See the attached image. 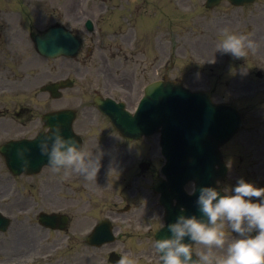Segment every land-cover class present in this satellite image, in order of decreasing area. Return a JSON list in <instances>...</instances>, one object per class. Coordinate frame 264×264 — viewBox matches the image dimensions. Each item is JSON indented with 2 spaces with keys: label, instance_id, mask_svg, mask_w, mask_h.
I'll use <instances>...</instances> for the list:
<instances>
[{
  "label": "rangeland",
  "instance_id": "rangeland-1",
  "mask_svg": "<svg viewBox=\"0 0 264 264\" xmlns=\"http://www.w3.org/2000/svg\"><path fill=\"white\" fill-rule=\"evenodd\" d=\"M175 1L180 3L183 14L179 15L175 11L171 10V12L164 18L166 19V22L172 20V27H170V38L172 41L170 44L171 47L174 45L175 49L177 46H182L184 51L182 54L180 53L179 56H174V70L170 72L171 76L173 75L182 78L184 84H186V86L190 89L209 92L214 98H216L217 101H230L241 111L244 117L243 132L236 138V144L233 142L231 145L226 147L223 152L225 156H229V159L232 155H229L228 152H232L235 156H239L241 160H246L249 158L247 152H245L243 148L239 147L242 144H245L250 137V135L247 136L244 133L249 132L251 128L254 129V131L258 132L260 143H262V137L264 134V88L259 86L264 82V58L259 55L255 57L235 58L230 53H223L221 51H216L215 55V46L222 36L223 26L216 28L213 19L216 18L217 14L224 17L226 13H229L231 20L228 24L230 26L233 25V28H236V31L252 32L254 36H256L258 34V25L255 22L253 23V19L258 18L260 12V4L258 2H260V0L256 2V4L246 8V10L235 9L224 11L226 8L222 6L219 9L210 10V12L207 13H205L202 8L204 6V0ZM175 6L176 4L174 3L172 7ZM199 14H202L201 17H199ZM198 17L201 19L197 21ZM248 19H251V22L248 26H246V28L242 26L243 24L237 25L238 21L241 23L242 21ZM214 20L216 21V19ZM162 29L163 28H160L159 31ZM177 33L178 35H175ZM143 37L142 40L134 43L135 51L138 54V57H136L134 61L126 60L122 63L116 60L112 61V59L102 60V76H97V73L100 70L99 59L91 58L84 59L82 61L81 58H76L72 63L74 65H71L72 70L70 74H63L64 72H58L57 74L60 76L62 74L67 75L74 81V88L69 91L70 97L68 100L57 102V104L56 102L43 103L42 112L48 109V106L50 105L65 106L66 104H71L74 107H79L82 105L80 103L82 100L83 102H88V100L91 102L94 92H99L101 88L102 92L105 90L109 95L121 96L123 93L122 97H125V95L128 96L131 101V103L128 104V107L129 109L132 108L136 98L142 94V87L151 81L161 78L163 74H165L164 65L171 53V50L168 53L165 51L164 54L166 58L164 59L161 48H155L152 51V44L144 41ZM197 39H200V42L197 45L191 43L193 40ZM156 44L158 45L157 42ZM199 46H202L204 50L198 52ZM193 47L196 48V51L193 50ZM12 51H14L13 47ZM145 51L147 52L145 53ZM260 59H262L263 62H261ZM43 61L44 62L41 65L43 68L46 65L47 67H51L52 65L59 66L63 63L67 64V61L64 60H56L53 62L52 60ZM106 67H109V69L107 70ZM131 67L133 69H131ZM111 69H113L112 75ZM121 70V77L125 75L126 70L134 71L132 78H129L130 81L132 80V83L128 85H121L123 90L119 87L120 84L117 83V80L120 77L118 73ZM255 70L261 71L263 74L262 79H257L254 76ZM190 74L196 75L197 80H190L188 78ZM128 75L131 74L128 73ZM54 76L50 75V73L46 75L45 70H43L41 71V76H39L38 82L40 83L45 82L46 80H52ZM249 81L252 83L251 89H238L237 85L235 86V89L231 88L237 83ZM88 115V119L90 120V127L88 129L89 133L87 135L88 147L91 148V143L95 142L94 138L98 135L99 131L105 132L102 134L103 137L106 136L107 133H110L115 138L112 137L109 139L108 143L111 145L107 144L106 154L109 155V151L111 150V148H109L110 146L113 145L115 147V145H122L123 149L121 153H119V157L120 159H127L125 157V149L127 148V146H125L126 144L122 143L115 133H112L113 131L110 130L107 123H105V120L98 115L93 108L88 111ZM80 129H82L81 126ZM153 140L150 138L149 140L142 141L138 144L129 145L128 147L132 152L131 162L128 164L124 162L115 172L102 176V217L106 213L110 214V205L116 204L121 200L124 203L131 204V207H134L139 213L149 212L152 214L154 212H159V208H157L154 203L156 198H154V195L151 193V185L150 181H148V176L145 175L143 178L139 177L137 183H134V181L131 180L132 175L138 172L137 163L141 160L149 159L153 162L152 165L154 168L157 169L159 167L161 160L156 146V141L154 140L153 143ZM2 141H4V139L0 137V143ZM102 141H104V139H102ZM152 148H154V153L149 154V151H153ZM103 150L104 149H102V151ZM118 163L120 162L118 161ZM245 172L246 167L245 164L242 163L241 167H234L232 174L239 178L241 176L243 177ZM226 184L231 186L236 183L233 179H230L226 182ZM226 186L224 183V187ZM129 187L130 190L128 189ZM99 189L100 187L98 181L94 185L91 184L85 190L84 196L87 202L81 206L80 213L75 214L74 211H71V214L75 218V220H73V225L75 227L69 230L70 235H77L100 218L101 208ZM13 192L14 193L12 195H14L16 199L15 202H19L21 201V194L26 191L24 187H16V189L13 188ZM4 194L6 193H0V208L6 214L12 211L9 214H14L15 217L13 225L10 226L9 231L0 233V264H13V262L19 263V261H24L26 259H24V256L33 257L35 256L33 254L41 256L42 251L36 244V237H46L47 232L39 229L30 231V228H27V226L25 227L26 230L23 226H18L17 228L16 224H18L17 222L19 220L25 225L26 220L34 221V216L29 213L28 216L25 217L24 215H19L17 211H13L15 210L14 206H11V204L4 199L6 196ZM50 199V190H46L44 207L49 206L46 202L49 203ZM88 204L92 208H90V211H85V207ZM28 205L30 206L32 204ZM23 206L25 207L26 205ZM157 223L158 218L152 227H157ZM117 224L119 223L117 222ZM7 243L11 244L10 250L4 247ZM25 246H29V250L26 253L21 254V248H25ZM146 246V242H143L138 246V249L136 251H132V253L134 254L136 252L140 257L141 252L146 249ZM31 247L33 249H31ZM81 248H84V246L82 245ZM30 251H33V254H31ZM62 251L63 250L59 252V256L63 255ZM109 252L110 250H101L100 252L91 250L85 253L97 262L101 258V255L104 256ZM43 261L45 263V259ZM139 262H141L139 264H146L144 261ZM153 264H157L156 260L153 261Z\"/></svg>",
  "mask_w": 264,
  "mask_h": 264
},
{
  "label": "clouds",
  "instance_id": "clouds-1",
  "mask_svg": "<svg viewBox=\"0 0 264 264\" xmlns=\"http://www.w3.org/2000/svg\"><path fill=\"white\" fill-rule=\"evenodd\" d=\"M253 36L252 32L226 26L216 51L245 58L258 47ZM41 132L43 135L34 136L33 140L57 179L63 181L75 172L83 180L97 183L103 157L97 145L89 148L75 135L65 136L59 122L45 125ZM31 152L29 145L16 148L24 170L31 165ZM189 185L187 191L192 195L197 191L195 181ZM196 203L201 215H185L181 207L174 222H161V228L167 226L170 235H154L152 240L159 264H264V186L243 177L235 185L223 188L204 185L199 188ZM194 244L201 247L193 248ZM117 264H139V258L124 252Z\"/></svg>",
  "mask_w": 264,
  "mask_h": 264
},
{
  "label": "flooded vegetation",
  "instance_id": "flooded-vegetation-1",
  "mask_svg": "<svg viewBox=\"0 0 264 264\" xmlns=\"http://www.w3.org/2000/svg\"><path fill=\"white\" fill-rule=\"evenodd\" d=\"M46 1V2H44ZM88 1V2H87ZM104 0H19L18 5L28 10L31 25H42L44 22L55 20L53 24H61L71 30V33L81 37L90 34L96 25H101L105 16ZM11 0H0V73L6 74L10 63V43L14 41L16 33L11 29L10 20ZM45 8L46 13L42 11ZM126 6L120 4L116 11L119 16L126 12ZM106 11V10H105ZM91 23V31H87L84 22ZM19 23H22L19 20ZM102 33V31H101ZM102 173V171H101Z\"/></svg>",
  "mask_w": 264,
  "mask_h": 264
},
{
  "label": "water",
  "instance_id": "water-1",
  "mask_svg": "<svg viewBox=\"0 0 264 264\" xmlns=\"http://www.w3.org/2000/svg\"><path fill=\"white\" fill-rule=\"evenodd\" d=\"M69 43L70 44H68V45H71V46H73V45H75V43L72 41V40H70L69 41ZM44 44H46V43H44ZM57 44H59V45H63L64 46V44H62V42L59 40L58 42H57ZM66 48V47H65ZM51 51H53V50H51ZM55 52H58V51H54V53ZM163 87V84H161V83H155V84H152V85H150V86H148L147 88H146V95L149 97L150 96V94L151 93H154V94H157V91H156V88H160V87ZM171 89H176L174 86H171ZM176 91V90H175ZM177 92V91H176ZM200 98H206V102H208L209 104H210V102H209V99H208V96L207 95H205V94H199L198 95ZM145 102V101H144ZM134 120H136L137 121V119H134ZM174 163L175 164H178L179 163V158H177L176 160H174ZM169 168H170V166H169Z\"/></svg>",
  "mask_w": 264,
  "mask_h": 264
}]
</instances>
